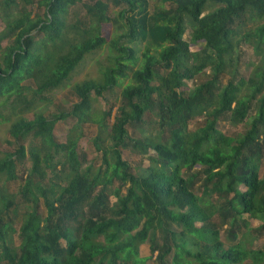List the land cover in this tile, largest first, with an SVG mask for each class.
I'll use <instances>...</instances> for the list:
<instances>
[{
  "label": "trees",
  "instance_id": "16d2710c",
  "mask_svg": "<svg viewBox=\"0 0 264 264\" xmlns=\"http://www.w3.org/2000/svg\"><path fill=\"white\" fill-rule=\"evenodd\" d=\"M109 1L126 8L111 18L100 0H0V119L17 117V148L0 159V264H145L147 241L156 264H264V246L252 247L264 234V0H162L168 9L152 12L148 0ZM77 5L83 19L68 23ZM105 45L108 66L73 85L68 112L34 110ZM242 45L257 58L247 78ZM114 88L115 113L98 111ZM68 119L62 144L54 129ZM87 124L98 128L99 166L79 149ZM221 124L245 130L226 136ZM127 150L148 166L132 168Z\"/></svg>",
  "mask_w": 264,
  "mask_h": 264
},
{
  "label": "rangeland",
  "instance_id": "374dc122",
  "mask_svg": "<svg viewBox=\"0 0 264 264\" xmlns=\"http://www.w3.org/2000/svg\"><path fill=\"white\" fill-rule=\"evenodd\" d=\"M98 0H85L86 3H92L96 2ZM103 2L109 3L110 11L109 15L111 18H115L118 16L119 12L126 8V5L123 4L120 7L115 6L113 3H111L109 0H100ZM149 1V11H159L162 9H168L169 3L164 2L162 0H148ZM83 7L80 5H77L75 8H72L69 12L68 16V23H74L77 20H82L85 13L82 9ZM37 9V8H36ZM35 7H33V13L32 16L39 12L36 10ZM2 29V23L0 21V30ZM106 39H112V36L114 35V29L112 25L107 26L106 30ZM189 32H187L184 36L185 40L189 39ZM5 42L2 43V47L5 46ZM143 43H136L131 44L130 46L136 50L137 57L140 56L141 51H143ZM200 48L199 46H194L191 48V51H197ZM113 55V52H111V49L108 45H105L101 50H98L94 53H91L87 56H85L84 60L80 63V65L76 68L74 73L71 75L70 79L65 83L63 87L60 89L52 92L49 96L50 101H35L33 103L34 110L38 113H42L46 116H50L52 114H60L64 112H68V110L71 109L72 105H74L78 100L75 98L72 87L76 83H80L87 79H97L99 76V71L109 64V58ZM257 58L253 54L251 48L248 45H242L240 49V68H241V75L245 78H247L252 69L253 65L256 64ZM209 73V71H208ZM203 80V76H200L196 82H200ZM23 86L27 87L26 95L30 101H33L34 99V91L35 86L32 81H26L23 83ZM189 88H191L192 83H188ZM120 88H114L110 93L104 94V99H99L95 104V108L98 111H103L104 108H108L110 106H113L112 114L115 113L116 107L118 106V96H119ZM93 96V95H92ZM9 109H5L2 111V115L9 116L10 112H8ZM24 118L27 120H33L34 118V112L27 113L24 115ZM17 117H12L11 122L15 121ZM11 122H7L5 119H0V159L4 158V155L6 153H14L16 150V145L14 144V140L9 134V130L11 127ZM74 119H68L65 122L60 121L56 124L54 129V135L56 140L59 143H65L66 139L68 137V133L70 129L75 125ZM113 122V120H112ZM219 130L226 136H235L237 134H241L244 132L245 127L243 125L239 126H231L228 124H221L220 127H218ZM98 128L95 125L87 124L83 126V136L81 140L79 141V149L82 150L88 158L89 162H94L96 166H99L101 164L100 161V154L95 151V148L92 144V139L97 135ZM130 134H133L131 130H129ZM27 147L29 146L26 144ZM124 158L127 160V162L132 166V168L142 167L146 168L148 166V162L145 158L140 157L139 155L131 154L129 150H127L124 154ZM26 168L31 167L30 160H26V164L23 166ZM23 167H20L18 169V176L19 180L17 181H10L7 182V187L10 189L11 192H18L20 186L23 184V180L25 177V171ZM112 200H115L114 198ZM246 220H248L251 227L255 228L260 225L259 222L255 220H249L247 216H245ZM20 220L19 218L16 221L15 227L17 231L14 233V245L19 246L20 238L18 229L20 226ZM226 227H224L221 230V238L224 239V234ZM253 236H257L253 233ZM264 246V234H262L257 240L253 241L252 247L254 249H259ZM156 253L151 254L150 248H149V242H145L139 246V256L141 257H149V259L145 262V264H156L154 260V256Z\"/></svg>",
  "mask_w": 264,
  "mask_h": 264
}]
</instances>
